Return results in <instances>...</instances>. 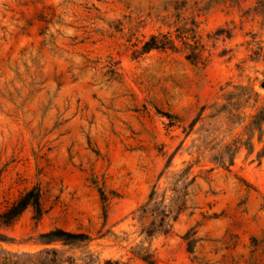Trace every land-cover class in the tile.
<instances>
[{"label": "rangeland", "instance_id": "rangeland-1", "mask_svg": "<svg viewBox=\"0 0 264 264\" xmlns=\"http://www.w3.org/2000/svg\"><path fill=\"white\" fill-rule=\"evenodd\" d=\"M262 7L0 0V264H264Z\"/></svg>", "mask_w": 264, "mask_h": 264}, {"label": "trees", "instance_id": "trees-1", "mask_svg": "<svg viewBox=\"0 0 264 264\" xmlns=\"http://www.w3.org/2000/svg\"><path fill=\"white\" fill-rule=\"evenodd\" d=\"M261 11H264L262 7ZM168 48L164 43L158 41L157 36H151L148 41L143 45V52H149L154 49H165ZM263 113L259 111L254 117L252 124L257 125L264 123V118L260 117ZM34 207L37 214L41 213L40 202H39V191L37 188H33L21 195L18 200L5 212L0 214V224L8 225L13 222L27 207ZM7 240L5 236L0 235V242ZM90 237L84 233H72L62 229H54L40 235V242L45 245L53 243H61L65 246H72L78 243L89 241ZM135 256L146 262L147 264H155L154 260L151 259L149 254H140L139 251H134ZM52 253L56 256L55 251H45V255ZM38 264H55V261H46L44 258ZM103 264H127L119 260H106Z\"/></svg>", "mask_w": 264, "mask_h": 264}, {"label": "water", "instance_id": "water-1", "mask_svg": "<svg viewBox=\"0 0 264 264\" xmlns=\"http://www.w3.org/2000/svg\"><path fill=\"white\" fill-rule=\"evenodd\" d=\"M261 87H263V88H264V83H262V84H261Z\"/></svg>", "mask_w": 264, "mask_h": 264}]
</instances>
